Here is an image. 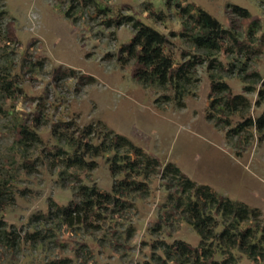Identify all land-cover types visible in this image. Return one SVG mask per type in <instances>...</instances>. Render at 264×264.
Returning <instances> with one entry per match:
<instances>
[{"label": "rangeland", "instance_id": "374dc122", "mask_svg": "<svg viewBox=\"0 0 264 264\" xmlns=\"http://www.w3.org/2000/svg\"><path fill=\"white\" fill-rule=\"evenodd\" d=\"M195 8L226 31L214 52L196 48L195 24L183 23L182 10ZM0 10V264H180L165 245L198 247L160 174L86 210L77 187L109 194L122 179L107 153L88 167L65 164L67 140L89 125L102 135L99 121L264 219V129L253 125L264 112V0H0ZM129 17L166 37L174 70L195 64L180 100L172 84L136 78L122 51ZM218 81L228 91H213ZM235 95L247 104L227 114L221 101Z\"/></svg>", "mask_w": 264, "mask_h": 264}, {"label": "trees", "instance_id": "16d2710c", "mask_svg": "<svg viewBox=\"0 0 264 264\" xmlns=\"http://www.w3.org/2000/svg\"><path fill=\"white\" fill-rule=\"evenodd\" d=\"M233 9L239 16L249 15L245 8L235 5ZM4 13V10H0V23ZM182 15L184 25L193 21L197 28V33L192 37L196 48L207 53L219 48L220 39L226 31L215 18L201 8H195L193 13L183 9ZM128 21L132 24L134 35L122 51L128 58L136 60V78L143 84H172L175 98L180 100L183 91L181 82L192 72L195 64L189 65V61H186L174 70L172 59L164 49L166 37L132 17ZM211 89L223 93L228 91V85L218 81L212 84ZM221 103L225 112L230 114L247 104V100L241 95H235L231 99H223ZM208 118L213 119V115H208ZM225 122L228 125L227 119ZM97 125L102 128V135L98 136V130L89 125L82 129L81 137L67 140L70 152H66L65 164L68 167H88L94 164L93 157L107 153L110 154V172L114 176L122 175V179L112 186L109 194L98 191L95 186L77 187L84 207L89 208L86 210H92L96 204L108 203L126 190H141L143 183L138 178L145 179L153 174H160L169 190L168 199L172 206L200 237V243L195 248L182 241L165 245L167 256L176 258L180 264H239L233 256V251H236L252 264H264V219L259 209L227 197H218L209 186L191 180L173 163L162 164L144 153L129 138L109 130L100 121ZM243 125L239 124L237 129L243 130ZM253 125L258 131L264 129V112ZM230 132L232 129L227 131L229 134ZM67 210L68 208L62 210L63 218L67 215ZM217 255L219 257L215 258Z\"/></svg>", "mask_w": 264, "mask_h": 264}]
</instances>
